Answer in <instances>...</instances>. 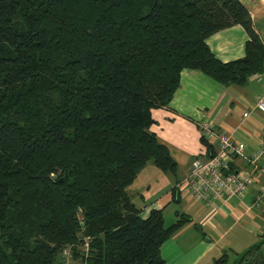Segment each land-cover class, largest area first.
<instances>
[{"label": "trees", "instance_id": "16d2710c", "mask_svg": "<svg viewBox=\"0 0 264 264\" xmlns=\"http://www.w3.org/2000/svg\"><path fill=\"white\" fill-rule=\"evenodd\" d=\"M235 25L246 55L223 63L206 40ZM186 68L227 87L264 73L240 0H0V264L82 262L86 240L90 264H165L192 219L144 218L128 188L150 163L177 174L151 127ZM237 264H264V236Z\"/></svg>", "mask_w": 264, "mask_h": 264}, {"label": "crops", "instance_id": "0c3cea01", "mask_svg": "<svg viewBox=\"0 0 264 264\" xmlns=\"http://www.w3.org/2000/svg\"><path fill=\"white\" fill-rule=\"evenodd\" d=\"M240 1L249 10L255 31L264 44V0ZM249 40L247 31L235 25L210 36L206 43L217 59L229 63L245 57ZM263 93L264 73L253 75L246 86L227 87L200 70L186 68L181 72L180 88L170 105L153 111L155 124L151 131L177 162V174L147 164L128 193L142 209L144 218L152 210L161 209L165 218L171 205L177 204L175 217L184 213L192 219L163 244L165 264H215L225 256L229 259L227 264H237L238 257L263 238L264 203L255 204L263 175L256 174V186L243 197L227 205L217 203L214 208H207L203 200L195 199L186 182L196 158L210 159L219 151L217 141H207L201 136L199 123L203 120L232 135L234 141L246 143L248 157H252L264 138V114L254 109L257 97ZM245 112L251 113L247 119L243 118ZM202 140L212 147L213 153L209 154ZM259 164L264 165V160ZM232 167L254 169L250 162L237 158ZM175 188L179 190V200L173 197Z\"/></svg>", "mask_w": 264, "mask_h": 264}, {"label": "built area", "instance_id": "2783aa9c", "mask_svg": "<svg viewBox=\"0 0 264 264\" xmlns=\"http://www.w3.org/2000/svg\"><path fill=\"white\" fill-rule=\"evenodd\" d=\"M257 112L264 114V93L257 97L255 108ZM251 115L245 112L243 118ZM201 136L207 141H217L219 151L210 159L196 158L192 162L191 172L186 182L191 189L195 199L203 200L207 206L215 207L217 203L227 205L237 197H243L256 184V174L264 176V165L259 163L264 160V138L260 140L258 148L249 158L247 145L243 142H236L232 135L222 133L215 126L206 120L199 123ZM234 158L253 164V171L241 167L235 170L232 167ZM264 203V180L259 184L255 204ZM83 250V261L78 264H90L91 257L90 240H86ZM64 256H71L70 250L64 252Z\"/></svg>", "mask_w": 264, "mask_h": 264}, {"label": "rangeland", "instance_id": "374dc122", "mask_svg": "<svg viewBox=\"0 0 264 264\" xmlns=\"http://www.w3.org/2000/svg\"><path fill=\"white\" fill-rule=\"evenodd\" d=\"M207 208H214V207H209L206 205ZM179 209V206L177 204H172L171 207L168 209V211L165 214V224L166 226H170L176 221L175 217V212ZM73 259L71 256H66V264H76L77 262L72 261Z\"/></svg>", "mask_w": 264, "mask_h": 264}]
</instances>
